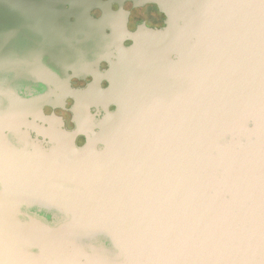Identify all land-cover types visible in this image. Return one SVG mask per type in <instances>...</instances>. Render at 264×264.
Instances as JSON below:
<instances>
[{"label":"water","instance_id":"95a60500","mask_svg":"<svg viewBox=\"0 0 264 264\" xmlns=\"http://www.w3.org/2000/svg\"><path fill=\"white\" fill-rule=\"evenodd\" d=\"M155 1L76 129L2 145L0 264H264V0Z\"/></svg>","mask_w":264,"mask_h":264},{"label":"flooded vegetation","instance_id":"af4514ba","mask_svg":"<svg viewBox=\"0 0 264 264\" xmlns=\"http://www.w3.org/2000/svg\"><path fill=\"white\" fill-rule=\"evenodd\" d=\"M36 14L45 16L44 25ZM166 18L155 0H0V191L10 166L4 161L12 158L2 153L5 140L19 145L26 132L43 138L32 127L37 110L76 129L72 90L96 79L107 87L119 48L133 43L129 33L163 27ZM103 113L101 105L90 107L96 117ZM85 141L76 136L78 145Z\"/></svg>","mask_w":264,"mask_h":264},{"label":"bare ground","instance_id":"6f19581e","mask_svg":"<svg viewBox=\"0 0 264 264\" xmlns=\"http://www.w3.org/2000/svg\"><path fill=\"white\" fill-rule=\"evenodd\" d=\"M64 86V85H63ZM91 98H96V94L95 93H92L91 95ZM88 99V98H87ZM81 117L84 119V120H88L87 118H85V115H81ZM89 121V120H88Z\"/></svg>","mask_w":264,"mask_h":264}]
</instances>
